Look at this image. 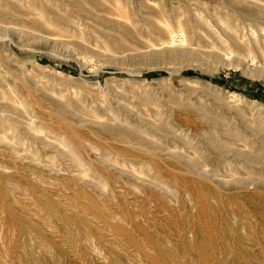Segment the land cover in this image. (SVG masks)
Listing matches in <instances>:
<instances>
[{
	"label": "rangeland",
	"instance_id": "rangeland-1",
	"mask_svg": "<svg viewBox=\"0 0 264 264\" xmlns=\"http://www.w3.org/2000/svg\"><path fill=\"white\" fill-rule=\"evenodd\" d=\"M0 72V264H264V0H0Z\"/></svg>",
	"mask_w": 264,
	"mask_h": 264
},
{
	"label": "trees",
	"instance_id": "trees-1",
	"mask_svg": "<svg viewBox=\"0 0 264 264\" xmlns=\"http://www.w3.org/2000/svg\"><path fill=\"white\" fill-rule=\"evenodd\" d=\"M186 74H192L191 71H185ZM155 73L154 72H149L148 75H154Z\"/></svg>",
	"mask_w": 264,
	"mask_h": 264
},
{
	"label": "bare ground",
	"instance_id": "bare-ground-1",
	"mask_svg": "<svg viewBox=\"0 0 264 264\" xmlns=\"http://www.w3.org/2000/svg\"><path fill=\"white\" fill-rule=\"evenodd\" d=\"M1 73V72H0ZM1 75V74H0ZM1 78H3L2 76H1ZM4 79V78H3ZM3 81V80H2ZM5 81V80H4ZM6 82V81H5ZM4 94V93H3ZM2 95V94H1ZM2 97H3V95H2ZM4 97H5V95H4ZM7 100V102H8V100L9 99H6ZM130 135V134H129ZM127 138V137H126ZM140 142V141H139ZM152 261V260H151Z\"/></svg>",
	"mask_w": 264,
	"mask_h": 264
}]
</instances>
